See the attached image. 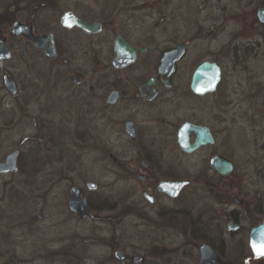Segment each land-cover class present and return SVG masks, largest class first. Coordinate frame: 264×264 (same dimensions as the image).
<instances>
[{"label": "flooded vegetation", "instance_id": "af4514ba", "mask_svg": "<svg viewBox=\"0 0 264 264\" xmlns=\"http://www.w3.org/2000/svg\"><path fill=\"white\" fill-rule=\"evenodd\" d=\"M16 23L39 35V49L24 34H14ZM0 39L12 52L0 58V132L12 124L14 101L23 117L39 119V153L43 145L47 152L55 147L61 161L69 151L66 147H71L68 190L78 186L90 212L84 217L70 210L67 190L68 210L79 220L119 223L131 217L137 231L181 230L180 218L189 216L193 207L186 190L197 183L213 193L212 185L234 172V161L215 150L217 135L225 131L223 126L219 129L221 123L232 120L229 112L236 103L251 100L264 88V0H0ZM13 39L26 41L17 57L25 55L27 45L39 54V65L16 77L7 68L15 57ZM203 68L209 79L218 76L211 90H204ZM199 69L203 72L195 90L193 78ZM7 80L14 81V91ZM34 103L39 105L38 118L27 111ZM183 127L187 150L179 143ZM204 132L211 142L188 149ZM16 148L17 170L0 173V179L23 173V147ZM84 153H100L102 173L91 174V167L80 161ZM199 155L201 160H194ZM216 155L233 163L227 175L211 166ZM43 163L39 160V170ZM109 176L135 183L125 211L110 208L96 194L98 178ZM179 181L190 183L177 193L169 192L166 184ZM89 183L95 187L89 188ZM10 193L8 188L9 201ZM260 206L264 213V200ZM8 211L10 205L0 206V220L9 224ZM229 221L238 229L227 231ZM195 227L186 245L197 248V264L204 242L227 264L222 244L214 245L209 236L198 233L202 227L198 232ZM212 227L218 236L223 233L219 225ZM239 230V218L231 212L224 231ZM200 238L206 240L193 244ZM247 247L252 259L248 234ZM144 248L129 251L116 244L110 259L117 264H174L166 259L170 249L165 245ZM119 249L124 256L118 258Z\"/></svg>", "mask_w": 264, "mask_h": 264}, {"label": "rangeland", "instance_id": "374dc122", "mask_svg": "<svg viewBox=\"0 0 264 264\" xmlns=\"http://www.w3.org/2000/svg\"><path fill=\"white\" fill-rule=\"evenodd\" d=\"M12 42L16 48L15 57L7 68L13 76H18L19 72L26 74L33 66L39 65V54L34 47L27 45L25 55L19 58L17 50L26 45V41L13 39ZM10 104L12 124L0 132V160L22 145L23 173L0 179V206L10 205L11 211L6 214L11 213V223L0 220V264H101L106 258L109 261L105 264H117L110 259L116 244L139 252L145 251L144 246L163 244L170 249L166 256L168 261L197 264V248L186 245L192 237L194 225L197 232L202 227V232L198 233L209 236L214 245L222 244L227 264H245L246 260L247 264H264V258L259 259L261 262L256 259L250 262L247 247L248 229L264 217L260 210L264 200V116H261L264 113V88L251 100L236 103L229 112L232 120L219 126L225 131L217 135L215 150L234 161V172L218 186L212 185L213 193L197 183L186 190L185 195L193 200V207L189 216L180 218L181 230L175 228L151 233L137 231L131 217H124L119 223H103L93 218L81 221L73 216L67 207L71 179L66 167L71 165L74 152L70 151V146L66 147L69 151H65L61 161L55 147L47 152L46 145H43L39 153V119H26L20 114L24 113L19 109L20 105L14 101ZM27 111L38 118L39 105H30ZM203 155L194 157V160L200 161ZM80 157L83 164L91 167V174L102 173L104 163L97 162L100 153H84ZM39 160L44 162L40 170ZM198 168L199 164L193 165L191 171L196 172ZM98 179L96 194L104 198L110 208L125 211L130 203L127 195L132 193L135 183L116 182L111 176ZM8 188H11V201L7 197ZM234 196L243 202L240 205L235 203ZM231 212L238 216L241 225V230L232 234L224 231ZM38 214H42L41 219ZM212 225H219L223 233L218 236ZM204 240H193V244ZM188 254L193 256L188 258ZM11 255L18 257L17 263L10 261Z\"/></svg>", "mask_w": 264, "mask_h": 264}, {"label": "water", "instance_id": "95a60500", "mask_svg": "<svg viewBox=\"0 0 264 264\" xmlns=\"http://www.w3.org/2000/svg\"><path fill=\"white\" fill-rule=\"evenodd\" d=\"M17 26L18 28L16 29ZM13 32L14 34H24L32 43L33 45L39 49V35H35L29 30V27L26 25L22 24H14L13 26ZM24 47L20 50V54L23 53ZM12 52L9 48V46L5 45L4 41L0 39V58H9L11 57ZM205 68L207 66H204ZM205 68H203V71H205ZM201 69H199L195 74L193 78V88L197 90L196 86L198 83V80L200 79V75L203 72ZM216 74V71L214 72V75ZM218 76H214L213 80L212 78L209 79L206 77V71L204 72V85L205 88L204 90H211L214 87V84L217 82ZM6 83L9 86V89H12L14 91L15 89V84L13 80H7ZM185 128L183 127L180 132H179V143L181 147L185 150H187V146H189L187 139H186V132ZM211 142L210 136L208 135L207 132H204V135L202 138L198 139V141L188 149H193L197 147L201 143H209ZM19 153V148L14 149L10 153H8L5 158L0 161V173H7L9 171H16L17 170V157ZM211 166L217 170L221 175H227L229 172L233 170V163L221 156V155H216L213 160L211 161ZM189 181H179V182H173V183H168L166 184V187L168 188V191L171 193H177L179 189H181L183 186L189 184ZM89 188H94L95 184L94 183H89L88 184ZM69 193V201H68V207L70 210L79 212L81 216H87L89 212V208L87 207L85 200L82 199L79 196L80 189L78 186H72L68 190ZM235 202L237 204H241L242 200H240L238 197L235 198ZM38 219L42 218L41 214L37 215ZM239 225L234 222V221H229L226 225V230L231 231V230H236L238 229ZM253 242L257 243L258 245L261 243H264V220L260 221L256 225L252 226L249 230L248 233V246L250 248L252 258L259 260L264 258V256H257L255 252L253 251L252 244ZM199 254H200V260L199 264H224L223 258L219 255V253L207 242H204L200 245L199 247ZM115 256L123 257L124 256V251L123 249H119L115 251ZM10 261L12 263H17L18 262V257L16 255H11L10 256Z\"/></svg>", "mask_w": 264, "mask_h": 264}, {"label": "snow or ice", "instance_id": "6c2138e0", "mask_svg": "<svg viewBox=\"0 0 264 264\" xmlns=\"http://www.w3.org/2000/svg\"><path fill=\"white\" fill-rule=\"evenodd\" d=\"M252 248L253 251L255 252V254L259 257V256H264V243L261 244H257L255 242H253L252 244Z\"/></svg>", "mask_w": 264, "mask_h": 264}, {"label": "trees", "instance_id": "16d2710c", "mask_svg": "<svg viewBox=\"0 0 264 264\" xmlns=\"http://www.w3.org/2000/svg\"><path fill=\"white\" fill-rule=\"evenodd\" d=\"M252 259H250V262H251ZM263 260V259H262ZM262 260H259V262H261ZM229 264H235V263H229ZM245 264H247V260L245 262Z\"/></svg>", "mask_w": 264, "mask_h": 264}]
</instances>
